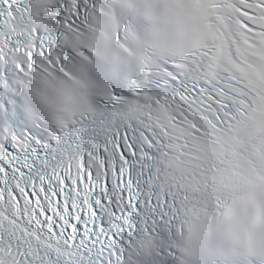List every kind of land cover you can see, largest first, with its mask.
Returning <instances> with one entry per match:
<instances>
[{
  "label": "snow or ice",
  "instance_id": "obj_1",
  "mask_svg": "<svg viewBox=\"0 0 264 264\" xmlns=\"http://www.w3.org/2000/svg\"><path fill=\"white\" fill-rule=\"evenodd\" d=\"M0 264H264V0H0Z\"/></svg>",
  "mask_w": 264,
  "mask_h": 264
}]
</instances>
